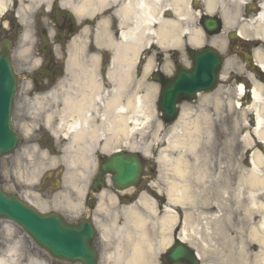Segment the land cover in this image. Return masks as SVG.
I'll return each instance as SVG.
<instances>
[{"label":"bare ground","instance_id":"obj_1","mask_svg":"<svg viewBox=\"0 0 264 264\" xmlns=\"http://www.w3.org/2000/svg\"><path fill=\"white\" fill-rule=\"evenodd\" d=\"M6 1L0 0V15L5 11ZM195 1L198 3V0H84V9H103L115 3L113 7L120 23L119 41L115 43L107 35L105 38L115 51L113 66L128 72L133 56L138 58L150 43L165 49H181L187 41L194 47L211 44L224 51L225 39L221 41L213 37L209 40L200 28L191 26L194 15L199 16L198 11H192L191 2ZM222 2L224 0H204L205 11L208 14L220 12ZM241 2L246 4L248 1ZM238 15L237 10L223 13L225 25L234 23ZM251 17L238 32L242 37L253 36L264 43L263 0L260 12ZM255 51L254 59L259 68L255 67L240 77L231 73L238 81L242 80L235 88V96L240 100L243 96L251 100L248 106L241 105L239 99H230L224 107V101L219 100V90L214 97L217 118L210 126L211 138L204 136L201 118L187 116L192 109L190 106L169 128L166 150L171 152L163 150L159 159L171 167L176 176L169 181L165 193L168 206L161 208L160 201L143 194L136 203L116 208V218L111 226L102 229L103 236L113 235L117 245L112 264H156L159 254L171 245L175 233L180 240L196 248L202 261L206 258L202 244L210 247L215 239L218 264H264V51L260 48ZM151 67L150 61L146 71ZM226 76L222 74V79ZM249 82L252 89L248 95L246 84ZM138 88L148 90L142 95L137 92L134 104L131 99L125 104L118 102L117 96L108 103L116 111L111 130H117L121 135L139 133L156 118L150 104L155 87L140 84ZM93 97L84 96V102H80L82 115L62 123L65 135L73 139L64 149L70 168L64 178L77 187L78 182L85 181L90 175L92 151L91 147L81 146L79 142L101 135L98 129L90 131L87 125L89 117L86 112L95 104H92ZM97 104H101V100ZM223 107L229 108L231 114L222 116L221 111L226 110ZM236 112L241 118H235L230 125L229 116ZM248 113L253 117L242 135L236 128L239 121L245 123ZM133 122L134 127L129 129ZM74 143L79 145L74 146ZM135 149L140 150L137 145ZM144 152L149 154L147 150ZM172 153L177 156L173 157ZM108 201L106 193L100 197L99 211L108 212V206L115 205L114 197H109ZM15 251L16 248H9L6 256L0 258V264L15 262L11 259L16 255ZM27 264L44 262L30 258Z\"/></svg>","mask_w":264,"mask_h":264},{"label":"flooded vegetation","instance_id":"obj_2","mask_svg":"<svg viewBox=\"0 0 264 264\" xmlns=\"http://www.w3.org/2000/svg\"><path fill=\"white\" fill-rule=\"evenodd\" d=\"M113 5L115 3L103 9H84V0H7L5 11L0 15V49L3 42L9 43L18 76L12 123L21 136L15 153L0 160V185L39 211L54 212L67 222L84 220L96 229L90 245L92 250L88 247L84 260L72 261L51 257L27 238L22 229L15 227L11 237H7L5 233L9 225L0 223V236L4 232L0 238V258L14 247L16 255L11 258L15 261L12 264H27L30 258L42 260L44 264H112L117 245L113 235L103 237L102 229L111 226L116 218V208L136 203L148 189L149 185L142 180L137 189L117 191L110 183L109 175H103L94 185L95 169L105 164L114 153L135 151L134 132L127 136L111 130L116 111L108 103L117 96L118 102L125 104L131 99L134 104L139 84L146 87L154 84L160 88L159 83L153 82L155 78H174L176 67L185 68L191 64L186 51L171 48L164 53L151 43L138 58L133 56L128 72L116 69L113 66L115 51L105 38L107 35L115 43L119 41L120 23ZM83 40L84 48H80ZM246 44L247 41L232 39L228 34L227 51L230 54L243 53L245 56ZM150 61L152 67L146 71ZM70 62L76 65L70 67ZM84 77L95 79L86 80ZM88 95L94 96L92 104H95L86 112L89 117L87 125L90 131L98 129L101 135L79 142L81 146L92 148L94 172L88 179L82 199L78 200L72 189L61 192L57 185L58 181L62 185L61 175L56 168L63 164L56 166L53 159L57 153L63 155L64 149L73 142L72 137L64 133L63 120L71 121L82 115L79 104ZM204 95L207 94L200 93L196 101L179 104L178 112L181 113L184 105L199 103ZM99 100L101 104H97ZM133 127L134 122L129 129ZM79 144L74 143V146ZM37 156L43 159H36ZM145 166L147 173L154 172ZM24 167L31 182L17 180ZM105 193L107 201L114 197L115 205L108 206V212H101L98 205ZM86 226L84 223V228ZM170 248L171 245L159 254L156 264H176L167 256ZM184 259L186 261L188 257Z\"/></svg>","mask_w":264,"mask_h":264},{"label":"water","instance_id":"obj_3","mask_svg":"<svg viewBox=\"0 0 264 264\" xmlns=\"http://www.w3.org/2000/svg\"><path fill=\"white\" fill-rule=\"evenodd\" d=\"M202 25L210 34L222 30V22L216 16L204 15ZM232 37L239 35L237 31ZM192 68H179L177 76L169 83H164L160 90L157 108L164 112L166 122L177 119L176 104L183 99L193 100L197 92L213 91L218 85L224 58L220 51L212 46L203 48L188 47ZM159 80V79H158ZM17 89V75L10 59V45L5 44L0 50V157L13 153L20 141L19 135L11 125L13 99ZM98 177L111 173L115 188L124 190L137 186L144 169L139 152H117L98 169ZM0 218L11 219L22 226L26 232L52 257L62 260H83L95 238V229L90 222L84 228L80 224L69 223L55 214H43L25 204L16 195L0 187ZM191 253L188 264H200L196 254L182 241H177L169 254L173 262L181 263Z\"/></svg>","mask_w":264,"mask_h":264},{"label":"rangeland","instance_id":"obj_4","mask_svg":"<svg viewBox=\"0 0 264 264\" xmlns=\"http://www.w3.org/2000/svg\"><path fill=\"white\" fill-rule=\"evenodd\" d=\"M241 1L242 0H239L238 2H236L235 0H224V2H222V4H219L220 5V12H218V14H220L222 16V19L224 21V28H223L221 35L213 36V37H217L221 41H222V39L223 40L225 39V41L227 43L229 32L233 31V30H239L240 26H242L244 23H246L248 21L247 19H249V15H247V13L245 11L247 4H243ZM246 1H251V0H246ZM261 2H262V0H261ZM263 2H264V0H263ZM236 10L239 12V15L237 16L236 20L234 21V23L229 24V26H226L223 13H225V12L234 13ZM192 11L197 12L194 7H193ZM198 12H199V16H197L198 18L195 17V15H194V18L190 24L193 28H195V29L200 28L202 30V28L200 26V18H199L201 11L199 10ZM213 14H215V13H213ZM256 14L257 13H254L251 15L253 17ZM213 37H209V40H211V38H213ZM246 38H249L250 42H248V44L245 45L246 48L244 49V51L249 52L250 54H253V58H254V53L256 52L255 51L256 49L260 48L261 51H264V47L259 46L261 43L260 40L254 38L253 36H249ZM226 45H225L224 51H222L223 55L226 57V62H225V66H224V69L222 71V74H226L227 76L221 81V85L218 87V89L214 93L207 96V98H209V99H207V100L202 99L197 104L189 105L192 109L187 114V116L188 117L190 116L191 118H196V117L201 118L202 124H203L202 131L205 132L204 136L205 137L207 136V138L209 136L211 138L210 126H212V121L217 118L215 115L216 101H214V97H215L216 93L219 90H221L219 100L224 101V107H226L225 102L229 103L230 99L232 101H238L239 98H237V96H235V93H236L235 88L237 87V85L239 83H237L238 81H236V79H234V80L231 79L232 78L231 73L232 74L234 73L235 75H238V76H243L245 74V72H247V74L249 72V68H247V65L244 61L246 59H245V56L243 55V53L237 54V55H232V54H230V52H228L226 50ZM79 47L84 48V40L81 42V45ZM162 49L165 50V48H162ZM79 64H83V63L80 62ZM72 65H76V64L73 63ZM248 85L252 86L251 82H249ZM148 86L153 87V85H148ZM147 88H149V87H147ZM229 89H231L232 91L228 92ZM141 90H142L141 88L137 89L138 94H140V95L144 94L145 91L148 89H145L144 91H141ZM157 95H158V92L155 90V96L152 95V98H150V101L152 102V103L150 102V104H152V109L155 112L154 114H155L156 118H154L149 124H147L143 128V130H139L140 131L139 133H136V142L135 143H136L137 147L140 149V152H142L146 156L145 157L146 162L150 163L151 166H153L155 168V173L150 174L148 177H146L145 182L151 184V186H152L151 190L157 189L162 197H167L165 193H166V190L168 187V183L171 180L173 181L176 176L174 175V172H173L171 167L168 168L167 165H164L162 162H159V159L162 155V151L166 150V145H167L166 139L169 137L168 134H169V128L170 127L165 128L163 126L162 120L159 118V115H158V112L156 109ZM240 102H241V105L248 106L249 103L251 102V100H249V99L245 98V96H243L241 98ZM189 106L184 105L183 113L186 109L189 108ZM224 107H223V109H226ZM229 112L231 114V110L228 108V110L226 109L225 112H224V110H222L221 114H222V116H224V115L228 114ZM241 112H245V110H241ZM229 117H230V119H229L230 125L235 118H238V119L241 118L239 116L238 112L234 113L233 116L230 115ZM252 117H253V115L251 113H248L246 116L245 123H243V121H239V124L236 128L237 132H239L242 135L245 134L246 131L248 130V128H247L249 126L248 122L252 119ZM159 123H161V126L158 125ZM207 138L205 140H207ZM145 150H147L149 152V154L145 153L144 152ZM166 151L168 153L171 152L169 150H166ZM250 153H249V155H250ZM172 155H173V157L177 156V154H175V153H172ZM35 158L36 159H43L41 156H37ZM23 159L25 160L27 158L23 157ZM53 160L56 162V166L58 164L64 165L63 167L56 168V170L60 171V174L62 175V181H63L64 187L61 186V192L63 193V192H66V191L72 189L76 198L78 200L82 199L83 192H84V190L88 184V178L90 175H92L94 169L90 168V175L86 178L85 181L81 180L80 182H78L77 183L78 187H77L74 185V183L71 180H65V178H64L65 175H68L69 170H70L69 165H68L67 161L65 160V156L59 155V153H57L56 157H54ZM26 169L27 168L24 167L23 172H21L19 174V176L17 178L18 182H21V180H23L24 182H26V181L31 182L30 178L28 179L27 176L25 175L24 171ZM149 198L151 200H154L150 196H149ZM164 200H165V198H164ZM161 206H162L161 208H163L164 206H166V207L168 206L166 204V200H165V202L163 201ZM172 208L176 209L177 207H172ZM0 223L9 225L5 235L7 237H11V235L13 234V230H14L16 225L12 221H9L6 219L0 220ZM178 224H180V223L178 222ZM180 226L181 225H179L178 228ZM3 233L4 232H2L0 238L3 237ZM216 242H217V240L214 239V241L210 243L211 244L210 247H207L206 244H204V243L202 244V246H203L202 249H204V254L206 255V258L204 259V261H202V264H218L217 254L215 253V249H214V248H216V245H215Z\"/></svg>","mask_w":264,"mask_h":264}]
</instances>
